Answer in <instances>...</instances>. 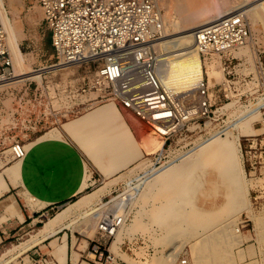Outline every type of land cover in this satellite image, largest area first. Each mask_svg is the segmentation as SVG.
Wrapping results in <instances>:
<instances>
[{"label":"rangeland","instance_id":"374dc122","mask_svg":"<svg viewBox=\"0 0 264 264\" xmlns=\"http://www.w3.org/2000/svg\"><path fill=\"white\" fill-rule=\"evenodd\" d=\"M261 1L264 0H231L229 7L246 11ZM181 2L182 0L159 1L164 16L165 29L169 33H176L184 29L176 8ZM5 5L18 36L27 69H48L58 63L52 49L49 28L43 20V11L37 1L5 0ZM258 13L257 24L252 23L249 18L252 39L248 44V52L238 54V56H245L244 60L236 59L232 64H221V57L215 56L211 62H208L210 65L213 62L217 64L229 83L224 91L221 89L220 83L226 79L222 78V74L218 79H210L206 70L216 97L214 106L216 116H213L210 121L207 120V126L203 125L202 130H198V132L186 131L189 139L184 142H182V137L178 139L179 145L183 147L173 145L171 153L175 155V158L154 169L165 167L171 169L179 165L178 170L170 174V181L163 180L157 186H150L153 179L157 178V176L148 177L150 172L141 177L144 179L138 189L131 187L126 190L129 220L116 239V241L123 240L124 245H120L119 252L114 249V245L112 249L128 264H181L183 258L188 259V264H264V153L261 154L264 149V109L261 108L264 105V10L261 9ZM174 21L179 24L175 26ZM174 35L178 36L180 33ZM174 35L170 37H175ZM156 50L160 58L165 57L162 50L160 52L158 49ZM240 51L238 48L234 54L237 55L236 52ZM97 66L98 62L94 61L62 65L61 69L47 73V78L53 79L57 83L78 85L91 79ZM15 72H17L16 64ZM43 78L41 82L38 80L39 83H42ZM31 80L37 79L29 78L0 88V130L3 126H7L10 134L18 135L24 140L27 136H42L56 126L63 128L64 123L83 117L93 110L109 104L95 106L92 104L93 101H90L86 109L74 110L70 115L64 117V112L57 111L54 106L55 98L51 93L49 94L47 90L41 93V89H36L35 81L30 84ZM225 93H227V97L224 96ZM96 96L95 93L88 94L89 99ZM65 102L69 105L78 103L77 100H73V102L65 100ZM223 106L228 111L221 109ZM255 106L257 111L254 110L255 113L246 117L249 110L256 108ZM120 112L126 116L124 117L127 121V115L130 114L134 120L139 122L130 110L120 109ZM223 112L226 114L223 115ZM57 117L62 118L61 124H56ZM24 120L25 123H23ZM35 122L38 124L37 130L32 128L35 126ZM143 125L146 127L145 124ZM219 128L227 130L214 133ZM106 131L104 130L105 134H108ZM210 133L213 134L210 136ZM134 135H136L134 132L129 134V139L125 138L127 141L124 143L133 146L135 144ZM64 136L75 142L69 133L64 132ZM236 136H239L240 145H238L236 155H224L222 152H218L220 158L223 156L222 161L218 160L216 154L215 158L212 157L214 161L211 159L210 162L208 160L203 163L204 159L200 158V153L204 151L205 145H200L202 142L219 140L224 143L226 140H233ZM247 137L255 139L252 153H247L248 144L252 142L248 141ZM124 150L119 143L104 146L102 152L98 147H94L91 155H100L97 163L91 161L85 154L89 160L92 177L94 174L95 178H92L93 184L90 188L72 202L83 194L92 193L105 186H107V190L105 196L102 195V202L94 203L93 208H100L99 206L103 205L100 209L107 210L112 203H108L110 199L117 202L118 198H122V195L118 196V194L126 189L125 184L134 180L135 176V179L137 177L140 179L139 168L149 162V159L140 160L141 158H139L133 162L135 164L127 172L115 175L111 173L112 171L110 174L100 171L99 167L107 168L114 161L117 162V155L122 153L124 155ZM186 157L196 159L189 168L184 165L186 162L182 164ZM233 157L240 162L238 173L240 182L243 184L242 196L238 192L230 194L231 186L227 181L230 178L225 179L224 173L220 172L229 167ZM72 202L56 209V212H53L49 217L63 211ZM120 202L121 200L117 203L120 204ZM86 209L83 210V225L89 227L86 233L73 228H67V230L78 242L100 240L95 229L98 215L94 213L93 216H88L87 211L91 209ZM170 209H175V211L173 216L171 213L172 217L168 219V225L159 224L160 222L158 223L155 219V213L162 214L163 210ZM46 220L40 222L34 229L41 227ZM75 222L72 223L73 227L79 224V222ZM138 237L144 238L145 246L140 243L134 245L128 243ZM24 239L21 238L14 244ZM9 246L0 247V254ZM197 252L201 257L194 259L193 256ZM91 257L94 256L91 255ZM83 260L93 264V261L86 257Z\"/></svg>","mask_w":264,"mask_h":264},{"label":"built area","instance_id":"2783aa9c","mask_svg":"<svg viewBox=\"0 0 264 264\" xmlns=\"http://www.w3.org/2000/svg\"><path fill=\"white\" fill-rule=\"evenodd\" d=\"M36 1L43 11V20L51 34L54 56L58 59L54 66L88 61L98 62V66L91 79L78 85L57 83L47 78V73H52L53 70L43 72L45 78L42 83L31 80L30 84L35 81L36 89H41V93L44 90L51 93L55 98L54 106L57 111L64 112V117L74 110L86 109L90 101L95 106L113 103L118 108L130 110L140 122L165 139L162 150L140 159H149L150 166L146 172L139 173L140 179L134 178L125 184L126 189L118 194L122 195L117 200H121L120 204L110 199L108 203H112L107 210L98 212L95 229L100 240H92L88 248L89 253L94 256L93 263L128 264L112 249L118 234L129 220L125 192L131 187L138 189L145 173L173 160V145H179L180 137L182 142L189 139L186 131L198 132L203 125L207 126V120L216 116V97L205 63L211 62L213 56H220L221 64H232L236 59H245V56L235 55L234 51L249 44L252 39L248 15L244 9H239L195 30L196 49L204 63L201 76L190 91L176 92L163 79V62L154 46V41L166 34L158 0ZM15 77L7 32L0 20V83ZM228 83V79L220 83L221 89L226 91ZM90 92L97 96L89 99ZM224 96L227 97V93ZM65 100H77L78 103L69 105ZM224 106L221 109H226ZM261 108L264 109V105ZM61 121L62 118L57 117L55 122L61 124ZM34 125L32 128L37 130V122ZM225 130L227 129L219 128L215 132ZM247 140L252 141L248 144L247 153H252L255 139L247 137ZM262 143L261 141V145ZM27 153L25 140L10 134L8 127L3 126L0 130V162L3 163L0 171L12 161H21ZM263 153L264 149L261 151ZM5 193L0 187V202ZM128 243L146 245L142 237L134 238L133 242ZM123 245L124 242L121 246ZM50 263L51 259L47 257L41 260V264ZM181 264H188V259L183 258Z\"/></svg>","mask_w":264,"mask_h":264},{"label":"crops","instance_id":"0c3cea01","mask_svg":"<svg viewBox=\"0 0 264 264\" xmlns=\"http://www.w3.org/2000/svg\"><path fill=\"white\" fill-rule=\"evenodd\" d=\"M111 105L122 114L120 112L122 108L109 103L83 117L64 123L63 128L56 126L42 136H27L26 157L21 161H12L7 168L0 171V186L6 192L0 202V247L11 245L1 252L0 257L24 240L27 241L32 234L38 236L26 251L20 254L14 252L7 264H41L42 258L46 257L51 259L50 264H92L83 260L84 257L94 261L87 252L90 242L86 240L78 242L67 228L79 229L86 233L89 227L83 225L84 211L69 214L94 196L97 199L96 203H101L100 198L106 193L107 186L101 187L92 193L81 195L72 202L93 184L92 171L86 155L95 163L100 159L99 154L91 155L84 148L82 139L96 138L97 134L107 135L104 130L108 133L119 131L114 115L110 114ZM104 112H107L108 121L101 124ZM126 124L132 129L129 121H126ZM64 132L69 133L76 143L66 138ZM100 143L97 140L96 147ZM100 146L98 148L103 151L106 145ZM124 151V155H117V162L114 161L107 168L99 167L100 171L109 174L112 171L114 175L127 172L138 158L134 160L126 150ZM144 153L142 151L141 158L147 156ZM2 166L3 163L0 162V168ZM93 177L95 178L94 174ZM70 202L72 203L63 211L49 217L56 209ZM45 219L47 220L41 227L34 229ZM74 221L79 222L75 227L72 226ZM26 235L28 237H25ZM21 238L25 239L14 244ZM122 242L120 239L114 242V249L117 252ZM10 256L9 254L7 257Z\"/></svg>","mask_w":264,"mask_h":264},{"label":"bare ground","instance_id":"6f19581e","mask_svg":"<svg viewBox=\"0 0 264 264\" xmlns=\"http://www.w3.org/2000/svg\"><path fill=\"white\" fill-rule=\"evenodd\" d=\"M182 2L176 8L180 15L179 16L180 21L184 29L177 31L176 33H169L167 32V29H166V34L164 35V37L154 41L155 48L158 49L159 52L162 50V54L165 55V57L160 58L161 61L163 62L161 65L162 66L161 69L164 71L163 79L167 83H169L175 89L176 92H183L185 90L189 91L193 89L197 79L201 76V71L203 69L204 63L200 59L199 54L196 49V41L194 37L195 30L202 25L211 23L213 21L218 20L219 18L223 16H226L228 14H231L237 11V8L229 7L231 4V0H182ZM261 9L264 10V1H261L257 3L256 5L250 7L248 10H246L248 18L251 19L252 23L254 24L258 23L259 21L258 12ZM0 20L4 24V27L7 32V43H8L10 52L12 54L13 60H14V69H15V64L17 66L16 77L11 80H8L7 82L0 83V88L13 84L14 82H19V81L26 80L29 78L37 79L41 82L43 75H44L43 73L44 71L56 70V69L62 68L61 67L62 65H60V66L48 67V69L46 68L42 70L27 69L25 65V57L21 51L19 39L16 34L15 28L12 24V21L10 19L8 9L5 5V0H0ZM178 24H176V22L174 21L175 26ZM179 33L180 35L178 36L174 35V34H179ZM171 35H174L175 37H170ZM240 50H241L240 52H236L237 55L247 53L248 44L240 47ZM214 57L215 56H213V58ZM213 63L212 65H210L208 62L205 63V65H207V72H208L210 79L211 78L218 79V77L222 74V72H220L219 66ZM222 78L226 79V77L223 74H222ZM256 109L257 107L252 110H249V112L245 116L246 117L251 116L253 113H255L254 110ZM118 111L119 110H117L114 106L111 105L110 114L111 116L114 115L116 119V126H119V131H116L115 133H108L107 135H103V136L101 134H97L96 138L89 137L86 139H82V145L89 153L91 154L93 153V148L97 146L95 145V142L97 140L98 142H101L100 145L101 144L114 145L117 143L121 144L123 149H125L134 160L137 158L139 159L143 156L142 151L145 152L144 154L152 155L163 149V146L165 143V139L163 137L159 136L157 133L151 130L148 126H146L147 127L146 128L143 124L139 123L140 121L138 122L136 121V119L134 120L131 117L132 115L130 116L129 114L127 116H128V121L132 125V129H131L129 125L126 124L127 119H125V117L122 114H120ZM107 121H108L107 112H104V116H103V119L101 120V124H104ZM133 132L136 133V137L138 138L136 139L134 135L133 138L135 140V144L133 146H128L124 143L125 141H127L125 138L129 139L128 135L133 134ZM203 144L205 145V149L204 151L200 153V158L204 159L203 163H205V161H208V160L210 162L212 157H214L218 152H222L224 155H228V154L231 156H233L234 154L236 155L237 150H238V145H239V136H236L233 140H226L224 143L220 142L219 140H214V141L202 142L200 145H203ZM218 155L219 154H217L216 156ZM218 158H217L218 160L222 161L223 156L221 158L218 156ZM195 161H196L195 158L186 157L184 161H182V164L183 162H186V164L184 165H187L189 168ZM231 161L232 162L229 165V167L220 172L224 173L225 179L230 178L229 180H227L229 182V185L231 186L230 194L233 192H238L242 196L243 184L240 182V175L238 173L240 169V162L235 157H233ZM149 166H150V163L148 162L144 164L143 166H141L139 168V171L146 172ZM178 166L179 165L171 169H169V167H165L163 169L153 170L148 177L157 176V178L153 179L150 186L151 185L157 186L163 180L170 181L171 179L169 177L170 174L178 170L177 169ZM96 201H97L96 197L89 199L82 206L75 208L74 211L69 215L76 214L79 211H82L86 208L91 209L90 211H87L88 216L89 215L93 216L94 213L98 215L97 211L101 210L100 208L103 205H100L99 206L100 208H93L94 207L93 204L96 203ZM163 211H162L163 212L162 214L155 213L154 216H155L156 221L158 223L160 222L159 224L166 225L168 223V219L173 216L175 209H170L166 211L163 210ZM171 213H172V216H171ZM38 234L40 233L38 232ZM37 237L38 236H36V234H32L29 237V239H27V241L24 240L23 243L21 242L20 244L16 245L11 250L7 251L4 255L0 257V264H7L11 260L14 252H17V254H20L26 251V248H28V246L31 243H33ZM9 254L11 256L7 257ZM199 257H201V255L198 252L195 254V256H193L194 259H197Z\"/></svg>","mask_w":264,"mask_h":264}]
</instances>
